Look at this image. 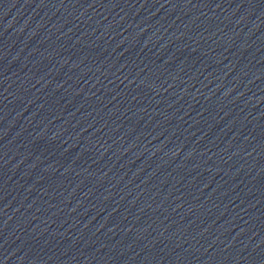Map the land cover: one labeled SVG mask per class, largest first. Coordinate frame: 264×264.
I'll return each mask as SVG.
<instances>
[{
	"label": "water",
	"instance_id": "95a60500",
	"mask_svg": "<svg viewBox=\"0 0 264 264\" xmlns=\"http://www.w3.org/2000/svg\"><path fill=\"white\" fill-rule=\"evenodd\" d=\"M0 264H264V0H0Z\"/></svg>",
	"mask_w": 264,
	"mask_h": 264
}]
</instances>
